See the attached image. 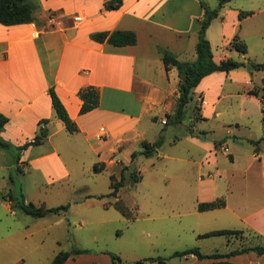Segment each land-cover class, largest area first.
<instances>
[{
	"label": "crops",
	"instance_id": "crops-1",
	"mask_svg": "<svg viewBox=\"0 0 264 264\" xmlns=\"http://www.w3.org/2000/svg\"><path fill=\"white\" fill-rule=\"evenodd\" d=\"M38 2L35 20L8 25L0 23V112L8 117L0 135L13 144H20L33 136L40 118H47L44 123L47 128L45 138L22 149L17 164L23 172L38 169L43 181L52 184L68 175L60 149L77 148V141L83 142L95 153L93 162L101 160L104 167L115 163L109 157L110 153L131 143L136 147L127 150V160L132 161L136 157L130 159V153L139 150V140L152 141L158 135H146L145 121L148 118L158 119L159 113H169L176 101V69L173 66L164 69L158 49H167L179 59L194 58L196 32L203 13L199 1L121 0L120 5L113 9H103L102 0ZM239 9L251 12L238 19ZM49 11L68 17L80 14L81 19L66 25L56 20L53 26L46 27L45 20H52ZM259 11L264 12V0H244L236 4L228 0L218 9V14L210 20L204 32L215 60L232 57L243 61V65L228 71L215 70L200 78L193 88L194 98L200 100V120L218 114V104L222 101L226 104L221 106L232 115L227 124H243L249 131L238 136V144L233 140L229 143L225 136L205 140L206 154L213 156L216 140H223L226 145L228 142L230 161L234 162L233 158H236L238 162L240 159L242 169L240 173L231 174L240 176L242 180L234 186L225 183L224 190L219 193L200 189L195 209L198 201L223 197L224 205L196 211L209 214L213 220H220L219 227L215 228H250L264 240V104L257 95L247 92L251 87L264 88V70L254 66L261 61L263 53L252 55L246 44L247 36L258 37L264 43V21L259 25L252 19ZM215 23L220 34L217 44L211 41V37L215 36L212 30ZM244 25L246 28L242 31ZM113 29L132 30L135 33L134 43L115 45L89 37L91 31ZM236 31L246 45L244 53L227 46V41ZM246 62L253 67L246 68ZM49 80L54 83L56 94L77 126L72 132L67 131L54 115L47 93ZM87 84L97 88L98 104L78 113L81 100L76 90ZM252 116L256 118L254 121ZM252 125L257 126L255 133L250 129ZM56 134L66 141L62 143L64 147H58L57 140L52 139ZM184 136L198 142V136L189 133H184ZM231 136L237 137L234 133ZM199 137L206 138V135L204 133ZM256 139L255 143L251 142ZM234 144L237 146L234 147ZM157 148L152 154L157 155ZM239 150L243 155H238ZM255 161L262 168L255 182L260 193L250 195L245 168ZM13 168L14 164L6 152L0 149V264H47L58 249H51L39 258L36 250L47 240L59 242L61 237L49 239L47 234L53 226L67 222L65 213L33 217L12 206L9 194L22 192L20 187L13 190L9 184L13 181ZM4 191H7V197H1ZM23 194L24 199L30 201L27 194ZM253 196L256 198L251 200ZM40 201L44 200L37 202ZM37 232H40L39 236ZM235 246L234 239L226 237L222 249L213 247L210 252L199 250L208 254L224 252ZM178 257L186 258L185 255ZM189 257L195 264L217 260L231 264H264V252L253 250L222 257L198 259L193 254ZM71 258L68 257L62 264H69Z\"/></svg>",
	"mask_w": 264,
	"mask_h": 264
},
{
	"label": "rangeland",
	"instance_id": "rangeland-1",
	"mask_svg": "<svg viewBox=\"0 0 264 264\" xmlns=\"http://www.w3.org/2000/svg\"><path fill=\"white\" fill-rule=\"evenodd\" d=\"M202 1L208 7H214L217 2V0ZM243 1L232 0V4ZM50 17L52 20L44 22L46 27L53 26L56 20H61L65 25L73 24L72 20H74L73 16L68 17L61 13L51 14ZM252 19L256 24H262L264 12L255 13ZM216 24L212 29L215 36L211 37V41L217 44L220 42V34L217 33L219 30ZM245 28L244 25L242 31ZM236 32L234 34L238 36L240 33ZM262 43L258 37H246V44L252 55L255 52L263 53ZM212 46L215 47V44L212 43ZM199 102V98L195 97L193 101L186 104L183 120L164 125L161 130L162 118L165 114L159 113L158 119L148 118L145 121L146 135L152 137L153 134L158 133L154 140H161L157 155L154 153L144 156L136 153L134 156L136 158L129 161L127 150L130 151L132 147H136L131 146L130 143L110 153L109 157L115 160L114 164L93 172L92 160L95 158V153L83 142L78 141L77 148L64 147V138L56 134L52 139L57 140L58 147L65 148V150L60 149L68 167V175L64 179L47 184L43 181L38 169L23 172L22 169L13 168V181L9 182L11 188L16 190L20 187L30 201L36 204L43 203L46 206L68 203L64 212L67 222L64 221L62 225L58 223L47 234L49 239L54 236L61 239L58 243L47 240L44 245L37 248V257L48 253L51 249L55 251L77 246L85 250L71 255L69 264L90 262L91 264H110L109 252L116 253L120 257L121 264H161L157 260L147 259L149 256L168 257L169 264H195L189 257L190 253L184 254L185 259L170 254L173 250L189 246H198L203 252H210L213 247L222 249L225 236L221 234L196 236L198 232L219 227L217 225L220 220H213L209 214L196 211L195 200L202 188L219 193L224 190L225 183L232 186L240 183L242 178L231 173H240L241 163L240 159L238 162L235 161L236 158H233L234 162L230 161L228 142L226 145L222 139V141L216 140L214 156L206 154L204 142L206 139L225 136L229 139V143L233 140L235 144H238L236 141L238 136L247 133L249 129L243 124L239 126L227 124L230 123L229 119H232V115L227 108L221 106L226 104L222 101L218 104L220 109L218 114L200 120L199 109L196 107ZM175 105L176 101L169 113L173 112ZM251 119L254 121L256 118L252 116ZM189 122L191 125L187 124ZM188 128L191 129L189 134L198 136V142L184 136ZM250 129L253 130L252 133H255L257 126L252 125ZM204 133L206 138L199 137ZM231 133L237 136L236 139L231 136ZM71 143L72 141L68 142V145L70 146ZM235 144L234 147L237 146ZM223 146H227V150H224ZM241 152L238 151L239 156L243 155ZM233 157H235L234 154ZM123 165L126 167L123 168ZM130 169L141 175L138 181L131 183L128 180ZM120 171L124 175V181L119 186L117 195L132 213V218H126L111 205L116 196L108 193L109 175L118 179ZM245 171V180L249 182L247 186V190L250 189L249 194L258 195L260 192L255 182L256 178L260 177L262 168L256 162L246 167ZM99 194L102 196H98ZM1 197H7V191H4ZM255 198L256 196L250 197L251 200ZM39 200L45 202H37ZM48 214L54 216L53 213ZM36 234L39 236L40 232ZM237 235V233H231L228 237L233 240V236ZM255 241L252 235H245L234 244L249 245Z\"/></svg>",
	"mask_w": 264,
	"mask_h": 264
},
{
	"label": "trees",
	"instance_id": "trees-1",
	"mask_svg": "<svg viewBox=\"0 0 264 264\" xmlns=\"http://www.w3.org/2000/svg\"><path fill=\"white\" fill-rule=\"evenodd\" d=\"M200 6L203 9L202 16L199 20V27L196 32V42L194 45L195 56L191 60L179 59L173 52L159 48L160 58L165 70L173 66L176 69L178 80H177V96H176V105L171 113H165V119L163 121V126L160 128L163 129L164 125L180 122L185 118V106L187 103L194 100V91L193 88L200 80L202 76L208 74L215 70L228 71L229 69L236 68L243 65V61L234 59L232 57H225L215 60L212 56V51L210 43L205 36V29L210 22V20L218 14V9L221 5L228 0H217L214 7H208L206 3L202 0H198ZM121 3V0H102L103 9H113L117 8ZM39 8L38 0H0V23L1 24H15V23H24L30 22L36 19V10ZM251 11L247 9H239L237 11V18L240 19ZM53 12L49 11V16ZM89 37L93 40L102 42L107 41L115 45L122 44H131L135 41V33L132 30L127 29H113V30H94L89 32ZM228 46L234 48L240 53L246 51L245 43L236 35L233 34L231 39L228 42ZM263 57L261 61L254 63L255 68L264 70V43L262 45ZM248 93L257 95L264 104V88L251 87L247 91ZM47 93L50 98V103L54 112V115L62 122L65 129L69 132H72L77 129V126L74 120L68 115L66 108L62 104L58 95L54 90V83L49 80L47 84ZM76 94L80 98L81 102L78 107V113H83L98 104V90L95 86L87 84L79 87L76 90ZM201 99V98H200ZM196 107L199 109V105ZM263 110V108H262ZM8 117L0 112V131L7 121ZM47 121V118H40L38 120V127L33 136L20 143L13 144L12 142L6 140L0 135V149H3L10 162L14 164V168L19 170L18 160L20 151L26 148L30 144H37L41 142L46 134L47 128L44 123ZM190 124L191 123H187ZM186 133H191V129L188 128ZM256 140H251L252 143H255ZM161 140H152L148 141L146 139L139 140L140 149L138 151H131L130 159H132L136 153H140L144 156H148L154 152V150L160 145ZM123 168L126 165L122 166ZM104 168V163L101 160L94 161L92 163L93 172H98ZM110 186L109 194L115 195L116 199L111 203V205L116 208L122 215L126 218H132L133 215L130 210L124 205L121 199L117 195V190L119 186L123 184L124 175L120 171L118 179H114L112 175H109ZM128 180L133 183L140 179V175L135 173L133 169L128 171ZM13 206L20 210L21 212L28 214L33 217L42 216L47 213H62L65 212L68 203H60L57 205H44L43 203L36 204L32 201L25 200L24 194L19 192L15 195L9 194ZM102 196V194L98 195ZM224 205L223 197H215L209 200H202L196 203L197 210H205L214 207H220ZM231 233H237V236H233L234 242L238 241L242 236L252 235L256 241L249 245H236L235 247L224 251V252H212V253H203L199 250L197 246H189L183 249L173 250L171 256H181L184 254H193L196 258L200 259L206 256L209 257H222L228 256L230 254L241 253L247 250H253L256 253L264 252V240L261 236L250 228H215L209 229L203 232L196 233L197 237L202 236H211V235H224L229 238L228 235ZM239 243V242H238ZM84 248L77 246H71L68 249H58L50 258L47 264H62L68 257L75 253H80L84 251ZM110 264H121L120 257L113 252H109ZM168 257L154 256L147 257L149 260H157L161 264H169L167 262ZM200 264H231V262L225 260H217Z\"/></svg>",
	"mask_w": 264,
	"mask_h": 264
},
{
	"label": "built area",
	"instance_id": "built-area-1",
	"mask_svg": "<svg viewBox=\"0 0 264 264\" xmlns=\"http://www.w3.org/2000/svg\"><path fill=\"white\" fill-rule=\"evenodd\" d=\"M73 19L74 20H79V19H81V15L80 14H74L73 15ZM223 149L227 150V146H223Z\"/></svg>",
	"mask_w": 264,
	"mask_h": 264
},
{
	"label": "water",
	"instance_id": "water-1",
	"mask_svg": "<svg viewBox=\"0 0 264 264\" xmlns=\"http://www.w3.org/2000/svg\"><path fill=\"white\" fill-rule=\"evenodd\" d=\"M245 66H246V68H248V66L251 67V68L253 67V66L250 65L248 62L245 63Z\"/></svg>",
	"mask_w": 264,
	"mask_h": 264
}]
</instances>
